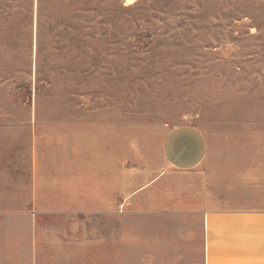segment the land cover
I'll list each match as a JSON object with an SVG mask.
<instances>
[{
	"label": "rangeland",
	"instance_id": "obj_1",
	"mask_svg": "<svg viewBox=\"0 0 264 264\" xmlns=\"http://www.w3.org/2000/svg\"><path fill=\"white\" fill-rule=\"evenodd\" d=\"M183 123L208 137L206 171H171L162 155L167 129ZM32 126L51 145L64 133L114 145L116 176L130 173L120 192L163 172L169 194L202 185L236 145H264V0H0V145H29ZM131 206L123 220L118 204L113 255L98 264H156L137 245L140 222L154 219L133 210L144 199Z\"/></svg>",
	"mask_w": 264,
	"mask_h": 264
},
{
	"label": "crops",
	"instance_id": "obj_2",
	"mask_svg": "<svg viewBox=\"0 0 264 264\" xmlns=\"http://www.w3.org/2000/svg\"><path fill=\"white\" fill-rule=\"evenodd\" d=\"M72 138L64 133L51 145L50 135L44 139L32 126L29 145H0V264H38L44 253L61 256L62 264L109 261L118 204L127 206L124 220L142 199L144 206L133 210L154 221L139 224L140 259L264 264V145H236L233 163L221 158L218 172L208 166L202 185L189 184L173 195L159 190L167 172L133 193L120 192L130 173L116 176L114 145ZM160 146L171 171L196 172L211 151L204 130L192 123L168 128ZM44 215L52 221L41 223ZM56 217H62L60 225ZM120 240L129 261L130 222L123 221Z\"/></svg>",
	"mask_w": 264,
	"mask_h": 264
}]
</instances>
